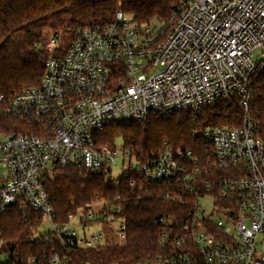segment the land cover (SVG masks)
I'll list each match as a JSON object with an SVG mask.
<instances>
[{
	"label": "built area",
	"instance_id": "2783aa9c",
	"mask_svg": "<svg viewBox=\"0 0 264 264\" xmlns=\"http://www.w3.org/2000/svg\"><path fill=\"white\" fill-rule=\"evenodd\" d=\"M44 66L37 85L5 103L3 113L22 125L0 130V215L17 208L34 243L61 249L29 264H68V249L104 244L103 234L87 227L119 220V209L101 210L107 201L99 200L54 221L46 183L56 167L70 164L110 178L118 153L121 175L176 187L163 192L165 199L193 197L180 228L163 231L160 253L144 264H264V140L248 113L252 85L264 71V0H182L156 26L117 10L110 23L77 28L67 49ZM220 98L238 99L241 123L195 125L200 156L164 142L143 163L128 148L96 139L107 125L139 124L155 114L195 118ZM45 219L51 230L35 236ZM118 231L124 238L123 220Z\"/></svg>",
	"mask_w": 264,
	"mask_h": 264
},
{
	"label": "trees",
	"instance_id": "16d2710c",
	"mask_svg": "<svg viewBox=\"0 0 264 264\" xmlns=\"http://www.w3.org/2000/svg\"><path fill=\"white\" fill-rule=\"evenodd\" d=\"M181 1L0 0V130L19 129L22 123L3 113L6 101L22 88L39 83L45 60L62 54L77 28L110 23L117 10L139 25H161L169 21ZM248 113L257 135L264 140V71L257 74L252 85ZM241 115L237 98L230 103L220 98L195 118L180 113L155 114L139 124L107 125L97 132L96 139L101 145L112 146L120 136L122 146L143 163L156 157L164 142L200 156L203 143L192 135L194 126H238ZM132 178L134 185L130 184ZM212 179L211 174L204 177L205 181ZM168 188L176 187L167 183L146 185L141 176L129 173L112 183L105 173L91 175L71 164L56 167L46 183L54 221L65 222L77 207L99 200L107 201L101 210L114 206L124 221L123 243L68 249V264H144L154 259L161 251V233L179 229L180 220L192 211L193 197L186 194L181 199H165L162 194ZM30 227L15 207L0 215V256H5L0 264H29L35 255L44 258L51 250L61 254L57 242L34 243Z\"/></svg>",
	"mask_w": 264,
	"mask_h": 264
},
{
	"label": "rangeland",
	"instance_id": "374dc122",
	"mask_svg": "<svg viewBox=\"0 0 264 264\" xmlns=\"http://www.w3.org/2000/svg\"><path fill=\"white\" fill-rule=\"evenodd\" d=\"M149 26H156V22H152L148 24ZM114 144L117 148L122 147L123 142L120 136H117L114 140ZM113 146V145H112ZM121 161H120V153H118V157L116 160V166H113L111 170L110 179L112 183H115L116 180L121 175L120 167ZM204 206L207 208L210 206V204L205 203ZM122 220H114L112 223H104L103 225H90L87 227L88 233L93 231H100L103 234L102 243L109 244V243H115V244H121L123 243V238L120 235V232L118 231V227L120 226V222ZM43 226L37 228L35 231V236H38L43 229L45 230H51V224L49 222V219H45L43 222ZM5 256H0V260H4Z\"/></svg>",
	"mask_w": 264,
	"mask_h": 264
}]
</instances>
